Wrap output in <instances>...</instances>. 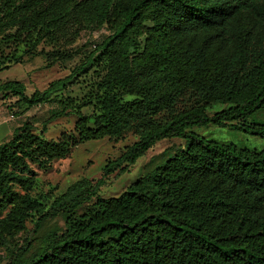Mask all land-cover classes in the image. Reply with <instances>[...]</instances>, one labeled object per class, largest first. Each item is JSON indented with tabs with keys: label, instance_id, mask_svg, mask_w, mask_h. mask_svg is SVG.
<instances>
[{
	"label": "trees",
	"instance_id": "1",
	"mask_svg": "<svg viewBox=\"0 0 264 264\" xmlns=\"http://www.w3.org/2000/svg\"><path fill=\"white\" fill-rule=\"evenodd\" d=\"M85 29L107 35L73 74L97 61L100 81L79 104L57 101L46 121L73 114L72 131L47 140L46 124L36 133L25 123L0 144V241L22 233L34 215L36 226L51 216L31 196L33 167L46 171L105 138H136L107 174L164 139L187 146L117 197L73 185L51 203L63 232L9 264H264V150L191 132L235 124L264 138V124L248 123L264 111V0H0V72L40 45L51 48L50 65L68 60L64 48ZM64 82L28 97L22 83L6 81L0 94L31 108ZM90 106L94 114H82ZM214 106L227 108L209 118Z\"/></svg>",
	"mask_w": 264,
	"mask_h": 264
},
{
	"label": "rangeland",
	"instance_id": "2",
	"mask_svg": "<svg viewBox=\"0 0 264 264\" xmlns=\"http://www.w3.org/2000/svg\"><path fill=\"white\" fill-rule=\"evenodd\" d=\"M106 35L105 29L99 31L85 29L72 45L64 48L65 53L69 56L68 60L50 65L47 54L51 48L40 45L34 56H26L22 59L21 64L11 65L8 70L0 72V83L20 82L26 87L25 94L28 97L36 91H44L54 81L65 79L64 84L48 94L46 102L31 108L17 102L16 97L3 98L0 94V144L8 140L12 132L25 123L32 125L36 133H40L46 124L44 137L47 140H56L62 133L72 131L76 121L73 114L52 122L46 123V121L52 111L59 109L57 101L68 100L79 104L88 99V93L100 81L102 64L94 61L85 66L81 72H75V74L73 72L86 62L89 54ZM69 76L72 77L66 80ZM184 107L185 105H178L177 109ZM225 108L227 107L214 106L207 111V116L212 118L216 112ZM81 112L87 116L94 114L91 106L82 108ZM161 117L165 119L166 115ZM248 123L264 124V111L256 113ZM234 125L219 127L208 124L193 128L191 132L205 140L233 145L239 149L256 152L264 150V138L240 132ZM135 141L136 138L131 135L123 140L105 138L99 141H90L79 145L67 158L52 162L46 171L33 167L36 185L31 196L40 203L44 214L51 216L36 226L38 216L34 215L29 218L22 233L0 241V264H9L18 254L29 257L49 235L63 232V215L59 211L52 214L51 203L54 198L63 195L73 185L82 183L86 186H95L97 187L96 195L102 199L117 197L130 184L162 165L177 151L185 150L187 146V141L182 138L164 139L151 147L133 165L121 164L112 173H105V166L116 161ZM99 182L102 184L98 185ZM93 202L94 199L81 205L78 214L84 213ZM28 245H31L30 249L27 248Z\"/></svg>",
	"mask_w": 264,
	"mask_h": 264
}]
</instances>
